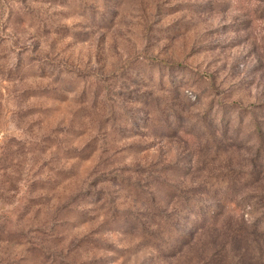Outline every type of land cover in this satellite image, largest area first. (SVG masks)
<instances>
[{"label": "rangeland", "instance_id": "rangeland-1", "mask_svg": "<svg viewBox=\"0 0 264 264\" xmlns=\"http://www.w3.org/2000/svg\"><path fill=\"white\" fill-rule=\"evenodd\" d=\"M0 264H264V0H0Z\"/></svg>", "mask_w": 264, "mask_h": 264}]
</instances>
